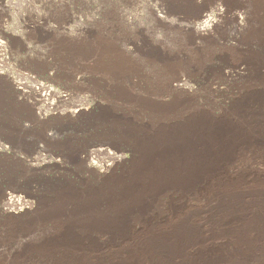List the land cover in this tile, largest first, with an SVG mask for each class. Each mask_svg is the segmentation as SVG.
<instances>
[{
  "label": "rangeland",
  "instance_id": "1",
  "mask_svg": "<svg viewBox=\"0 0 264 264\" xmlns=\"http://www.w3.org/2000/svg\"><path fill=\"white\" fill-rule=\"evenodd\" d=\"M177 1L0 0V264H264V145L252 139L197 191L158 193L125 233L95 223L106 206L73 209L130 178L132 128L165 134L198 109L254 116L237 106L255 68L264 78L250 60L264 56V0ZM200 14L215 25L195 38Z\"/></svg>",
  "mask_w": 264,
  "mask_h": 264
},
{
  "label": "bare ground",
  "instance_id": "2",
  "mask_svg": "<svg viewBox=\"0 0 264 264\" xmlns=\"http://www.w3.org/2000/svg\"><path fill=\"white\" fill-rule=\"evenodd\" d=\"M179 8L184 9L183 4L182 6L179 4ZM218 12L222 15L223 10L220 9ZM211 20L208 16L206 17L200 14L197 19L198 22L194 24L191 30L193 37H203L207 34L210 36L209 33L215 25ZM256 33L257 31L255 34ZM250 60L255 67L261 64L264 66V56L262 55L256 56L255 58L251 57ZM257 71V68L253 71L254 77L256 76L257 78V84L255 83L256 87L250 88L249 85L248 87L242 88V96L239 98V104L237 106L238 109L244 108V110L250 109L251 107H258L249 110V112H251L250 115H254L252 118L241 121V117L237 116V121L229 120L227 119L228 117L224 116L226 113L216 118L202 109L197 108L198 110L196 113L199 114V116L185 123L183 122L184 124L180 123L165 134H159L157 132L156 136H154L151 134L152 129L148 130L143 127L140 130H135L132 128L131 131H128L126 134L132 141L130 146L137 156V161L139 162L140 156L141 162L140 164L136 162L137 168L134 172L128 173V177L130 178L121 180L122 185L120 188L118 185L115 186V189H119V192L115 196L114 191L107 199L103 197H101V199H89L81 208L74 206L73 209L91 212L106 206L103 215L97 217L94 215L95 223L111 226L113 228L115 227L113 229L115 231L112 232L117 231L120 234L125 233L124 227L126 228L128 221H130L129 219L133 215H138L142 211H146L150 204L154 203L158 193L169 191V189L175 188V185L181 187L191 185L194 187V191H197L196 188L198 184L200 185L202 180L205 179L204 176L216 170L221 160H226V158L229 160L231 153L238 148V145L250 139H252L253 143L264 145V78H262ZM27 79H31L34 82L32 78ZM38 84L39 83L36 85L39 87ZM232 107H234V105ZM244 110L240 112L243 113ZM143 152L145 153L141 155ZM95 153L108 154L111 160L121 159L120 156L115 153H110L106 149H100L95 151ZM263 160L264 159H262V161ZM105 170L106 172L110 171L108 167ZM141 170H143L142 173ZM136 171L139 173L137 174ZM113 184H116V182ZM107 188L105 191L109 190ZM115 189L113 187V190ZM101 190L99 191L96 189L95 191L100 194H105V191L102 192ZM12 200L11 204H16L19 201L18 199L17 201H15V199ZM77 234L78 233L71 234L69 237L75 239ZM84 235L85 234H80L78 237L81 238ZM188 235L189 233H183L182 238ZM156 246H159L155 245V248L158 249ZM163 248L165 247H162V249Z\"/></svg>",
  "mask_w": 264,
  "mask_h": 264
}]
</instances>
